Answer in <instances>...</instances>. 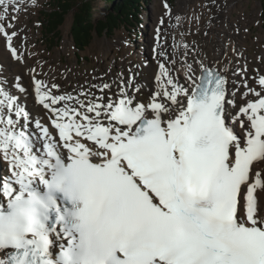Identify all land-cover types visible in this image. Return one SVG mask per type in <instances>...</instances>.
Wrapping results in <instances>:
<instances>
[{
	"label": "snow or ice",
	"instance_id": "obj_1",
	"mask_svg": "<svg viewBox=\"0 0 264 264\" xmlns=\"http://www.w3.org/2000/svg\"><path fill=\"white\" fill-rule=\"evenodd\" d=\"M24 10L0 0L17 61ZM161 34L147 92L131 71L71 93L33 75L38 120L0 81V264H264V74L230 88Z\"/></svg>",
	"mask_w": 264,
	"mask_h": 264
},
{
	"label": "rangeland",
	"instance_id": "obj_2",
	"mask_svg": "<svg viewBox=\"0 0 264 264\" xmlns=\"http://www.w3.org/2000/svg\"><path fill=\"white\" fill-rule=\"evenodd\" d=\"M104 1L90 0L92 16L96 21L106 14L108 5ZM166 1L170 8L167 10L169 14H165L163 0H147L141 5L142 11L138 17L141 23V25L138 24L141 35H135L137 27L133 28L124 24L111 35L99 36L94 33L91 43L83 52H80L74 48L70 34L73 13L66 15L56 38L52 35L47 36L44 16L49 11L51 1L35 0V11L28 18V26L34 34L32 43L42 49L41 58L44 61L52 60L59 52L58 59L55 58L52 64L55 67L58 66V77L61 78L64 86L68 84L66 74L69 75L71 84L67 88L63 87L61 91L67 90L70 93L74 89L79 91L81 88H89L92 84H112L113 81H118L119 74L128 76L130 71L135 74L138 84L144 77L152 76V72L147 71L146 64L151 63L153 49L158 46L156 39L158 26L162 28L160 45H163L170 53L175 51L183 53L185 51L183 46L186 44L189 55H192L196 48V43L194 44L196 39L210 36L215 26L221 27L219 29L230 34L228 47L235 60L232 66L233 73L238 68H245L250 83L256 77L257 71L264 74V68H261V65H264L262 56L264 41H258V36L264 34V0ZM29 2L32 1L27 0L25 6ZM226 7L231 9V14L226 21L227 25L226 23L224 25L222 21L224 16L221 18V13ZM21 14L24 15V12L22 11ZM161 18L164 20L162 26L159 25ZM22 19L26 23L27 18L22 16ZM13 23L15 24V21ZM177 45H179L178 48ZM68 65H73V70L65 69ZM53 70L52 73L55 72V69ZM134 71L139 75H136ZM93 75L97 79L93 80ZM237 77L241 80L240 76Z\"/></svg>",
	"mask_w": 264,
	"mask_h": 264
},
{
	"label": "bare ground",
	"instance_id": "obj_3",
	"mask_svg": "<svg viewBox=\"0 0 264 264\" xmlns=\"http://www.w3.org/2000/svg\"><path fill=\"white\" fill-rule=\"evenodd\" d=\"M26 1L27 0H25V2ZM165 2L167 3L166 0H163V3ZM30 5L31 2L27 3V5L25 6L26 10L23 11L24 15L21 14L22 12L21 11L18 14V19L15 20V28L17 31L20 32V36L19 38L14 39L13 43L23 53L24 59L22 61H17L16 59H14L11 56L10 52L7 50V48L4 46L5 43L3 39L0 38V62L2 63V66L0 68V81H4L5 82L4 86L10 87V90L12 91H15L17 87L25 88L26 89L25 94H20L17 92V95L18 97H22L21 102L24 103L25 106L28 108V110L32 112L35 119L39 120L42 117H45L46 113L45 111H43L39 107H36L33 104V100H34L33 83H32L33 75H35L37 79L42 80L45 83L48 84L56 83L60 85L61 90L63 87L67 88L71 83H70L69 75L65 73L68 84L64 86V84L61 81V78L58 77L59 75L57 73L59 72L58 66L55 67L52 64L53 61L55 62V58L58 59L59 52L57 54V57L52 58V60L50 61L48 60L44 61L41 58L42 57L41 55L43 53L42 49L32 43L34 34L30 29V27L28 26V18L30 17L31 13L35 11L36 6L32 7ZM224 11H226V13ZM224 11L223 13H221V18L222 16H224V19L222 21L224 25L225 23L227 25L226 21L229 19L228 17L231 14V9L226 7ZM22 16L23 18H27L26 23L23 21ZM219 28L221 27L215 26L210 36L208 35L206 37L203 36L204 38L200 40L196 39V42H194V44L196 43V48L193 53H195L197 58L203 59L209 65H216L224 69L230 78L231 84L234 82L238 83L240 81L239 77L234 76L233 75L234 70H232V66L233 64H235V60L233 59L230 53V48L228 47V39L230 37L229 36L230 34L229 33L227 34L226 32L222 31ZM65 39L67 40L66 37ZM258 41L260 42L264 41V34H260V36H258ZM64 47H66V45H64ZM66 49L68 48L66 47ZM262 56L264 58V53L262 54ZM191 57L192 55H189L190 61H191ZM150 62L151 63L146 64L147 67L146 69L147 71L152 72V76L144 77L139 83V86L144 88L145 91H149L150 89L154 88V84H155L154 75L157 72V68H158L157 60L155 59V53H152ZM242 66L244 67L245 65L243 64ZM68 68H72L73 70V65H68V67H66L65 69ZM261 68L263 69L264 65H261ZM32 69L35 70L34 73L33 71H31ZM53 69H55L54 73H52L54 71ZM135 73L136 75H139L137 74V72ZM17 77H19V80L16 79ZM92 79L95 80L97 78L96 76L93 75ZM66 92L69 91L66 90ZM3 167L4 165L0 163V169H2Z\"/></svg>",
	"mask_w": 264,
	"mask_h": 264
},
{
	"label": "trees",
	"instance_id": "obj_4",
	"mask_svg": "<svg viewBox=\"0 0 264 264\" xmlns=\"http://www.w3.org/2000/svg\"><path fill=\"white\" fill-rule=\"evenodd\" d=\"M49 11L45 14L46 35L56 38L58 29L64 22L66 15H72L70 34L77 51L83 52L96 35L108 34L117 30L124 24L137 27L136 36L141 35L138 17L141 15L142 6L147 0H105L108 5L106 14L98 21L93 18L90 0H50ZM139 24V25H138ZM53 42V41H52ZM54 43V42H53Z\"/></svg>",
	"mask_w": 264,
	"mask_h": 264
}]
</instances>
